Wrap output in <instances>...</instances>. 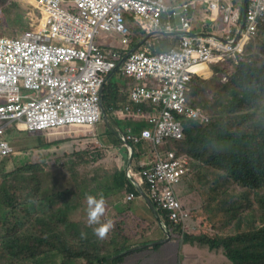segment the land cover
Masks as SVG:
<instances>
[{
  "label": "trees",
  "instance_id": "16d2710c",
  "mask_svg": "<svg viewBox=\"0 0 264 264\" xmlns=\"http://www.w3.org/2000/svg\"><path fill=\"white\" fill-rule=\"evenodd\" d=\"M2 8L0 20L23 13L11 4ZM25 28L0 23V35L16 36ZM141 35L130 31L133 41ZM172 45L165 39L154 51ZM218 72L227 79L222 81ZM119 74L103 87L107 117L126 102L130 80ZM191 86L190 103L208 113L210 122L184 123V140L167 147L191 160L190 186L200 201L193 214L197 226L184 234L157 209L159 219L169 231V243L180 244L181 254L198 245L223 257L215 264H264V26L242 52L220 70L213 68L211 80L197 76ZM126 122L137 135L147 127L144 120ZM106 128L108 140L98 135L101 147L92 150L71 149L53 162L43 156L34 162L19 159L10 170L6 161L13 163L14 155L0 161V264H155L148 253L165 244L114 259L131 247L163 240L165 234L126 175L124 142L111 121ZM68 132L60 130L56 140L36 138L34 145L30 139L16 152L47 149L86 135ZM131 146L137 160L140 144ZM122 148L123 165L112 156ZM130 193L143 202L148 216L133 215L132 201L126 202ZM84 207H92L97 220L83 222L78 216ZM130 257H135L133 263L127 262Z\"/></svg>",
  "mask_w": 264,
  "mask_h": 264
},
{
  "label": "built area",
  "instance_id": "2783aa9c",
  "mask_svg": "<svg viewBox=\"0 0 264 264\" xmlns=\"http://www.w3.org/2000/svg\"><path fill=\"white\" fill-rule=\"evenodd\" d=\"M37 1L49 14L47 28L39 34L27 33L18 40L0 38V60L8 58L0 64V91L7 99L6 105L0 107V119L23 123L29 131L73 124L94 126L100 119L102 74L108 71L94 38L101 31L125 34L123 14L142 12L148 3H153L154 7L156 4L149 19L150 25L157 27L159 8L155 2L160 0H75L76 8L72 13L62 9L64 0ZM241 1L247 3L243 19L247 40L264 23V0ZM219 9V0L210 4L213 17ZM186 12L183 9L180 13L182 24L186 23ZM224 22L237 25L241 18L228 8L224 12ZM191 40L183 39L181 51L171 50L158 56L132 53L126 64V73L136 81L155 75L159 78V84L151 82L146 87H133L130 96L137 106L155 107L150 121L153 130L142 132V136L155 144L168 138H181L182 127L176 114L187 118L195 116L187 107L188 85L195 66L210 60V48L201 41L198 46L194 45ZM122 42L127 45L128 40L124 38ZM240 45L238 43V48ZM20 84L34 95H22ZM9 152L7 143L0 141V156ZM184 173V167L176 161H159L150 170L143 171L142 177L153 201L168 212L171 221L182 223L186 229L189 212L173 188ZM132 197L130 194L128 198Z\"/></svg>",
  "mask_w": 264,
  "mask_h": 264
},
{
  "label": "clouds",
  "instance_id": "9594fccd",
  "mask_svg": "<svg viewBox=\"0 0 264 264\" xmlns=\"http://www.w3.org/2000/svg\"><path fill=\"white\" fill-rule=\"evenodd\" d=\"M74 1L75 0H64L62 4V9L67 12L72 13L76 8ZM213 1L215 0H185V1L160 0L156 2L155 0H150L149 2H155L158 4L159 11L157 12V15L159 19V24L157 27L150 25V19H149V17L152 16L154 13L156 4L154 7L153 3H150V4L148 3L146 4V7L143 9L142 12L130 11V12H125L123 14V21H124V25L127 31L125 34H119L113 31H108V32L101 31L97 35V36L101 34L120 35L122 36V40H121L122 45H117L116 47H104L102 46V44L97 43L94 38L93 42L94 44L96 43V45L98 46V49L103 55V62L107 65V68H108V71L102 74V77H103V84L101 87L102 93H103V87L105 83L107 82V80L111 78L112 76H114L118 71L120 72L119 76L124 77L126 80L129 79L131 81L129 83L143 82L145 83L144 87L149 86L151 82H153L154 84L160 83L159 78L156 75L154 77H149L146 80L136 81L135 78H133L132 76H129L126 73L125 67H126V64L129 62L128 60L132 53H145L148 56H158L160 54L169 53L171 50L179 49L181 51L183 47L182 43H183L184 38L192 39L191 42L197 46L199 45V41L204 42L210 48V60L201 62L195 66L194 72L191 73V80L188 85L187 107H189L192 110L195 116L194 117L191 116V118H187L186 115L185 116H178V114L175 115V118H177V120L181 123V127H182L180 139L168 138L160 144H155L153 141L142 136V132L153 130V125L150 123V121L156 111H154L155 107L150 106L149 104H143V105L137 106L132 103L131 97H130L131 90L133 87H139L138 85L133 84L130 88H125L127 99L124 104H121V106L123 107L121 110L114 109V110L107 112V114L109 113L116 114V113L121 112L124 115H126L129 119L134 118L136 120H141V121L144 120L147 123V127L143 129L142 131H140L138 135L136 133H133L132 129L129 126L125 129V132L116 131V133H117V136L124 142V145L128 150V163L125 166L126 175L129 178V180L132 182L134 187L136 188V191H137L136 186L140 187L141 191L145 194L147 199H149V201L151 202L155 210V213H152V215L154 216L155 214L158 217V218H155L154 216V218L157 219V225L159 226V228L163 230L165 234V239L154 241V242H157L156 244H152L154 242L151 241L144 245H138V246L131 247L127 251H130L133 248H137V249H134L130 252L124 251L127 253L122 254L124 253L122 252L118 254L117 256H115L114 259L127 255L133 251L143 250L148 247L155 246L159 243L164 244L170 241L169 231L166 228L165 223L160 221L158 213H157V209L164 212L166 218L170 222H172L175 225L180 226L181 231L184 234L190 233L192 230H195L197 226L195 223V218L193 214L199 209V207L189 208L188 206H186L184 202V198L179 197L175 194L176 197L179 198L183 207L187 209L189 212V217L187 218L185 222L186 229H184L182 223L171 221L169 219L168 212L163 210L157 203L153 201L150 195L149 186L142 177V172L146 170H150L159 161H168V162L176 161L178 162L179 165L183 166L185 169V173L183 174L181 181L178 182L176 185L182 183L183 180H188V181L190 180L189 171H190L191 160L188 157V155L176 154L174 150L168 149L167 146L169 143H175V142L184 140L185 138L184 123L200 122L203 124H208L210 122V116L208 115V113L194 106L189 101L190 95H191V89H192L191 82L193 81V79L197 78V76L204 77L208 81L211 80V77L213 74V68H218L220 70L224 65L228 63V61L234 58V55L237 52H242L245 49V46L250 42V40L257 35V33L259 32V29L262 26H264V23L261 24L258 27L257 33L254 36L246 40L244 38L246 23L245 21H243V19L245 17V10L247 9V3H244L241 0H219L220 9L218 13H216V16L213 17L209 10L210 4ZM6 4H11V6H14V7H20V9L23 10V13L19 16H16L14 19H2L0 20V23L3 25H11V23L21 24L23 22L26 28L21 34L16 35V36L0 35L1 39L18 40L27 33L39 34V32H41L44 28H47L48 26L47 21L49 19V14L44 10L42 6H40L37 0H0V15L3 9L2 7L6 6ZM228 8H231L233 12H237V14H239L241 18V22H237L238 23L237 25H232L227 22H224V12ZM183 9H186L187 11L184 16V19L186 20L185 24H182L180 21V13ZM173 13H175V15H173ZM197 13H199L198 15H200V17L206 16L212 19H220L222 16L223 23L225 24V28L221 30L219 29L218 25L214 24L213 26L205 27L200 32L194 31L193 30V20L197 16ZM133 30H138L140 33H142L141 36L136 37L135 41H133V37L130 39V31H133ZM124 38L128 40L127 45H125L122 42ZM165 39L168 42L173 43V45L165 51L161 50V51L155 52L154 50H156V48L160 45V43ZM147 42L150 45L145 46ZM238 43H241L239 48H238ZM7 60L8 58H6L5 60H0V64L7 62ZM109 66H112V67L109 68ZM205 69H207L206 72L208 73V77H206V74L203 72V70ZM216 74L222 76V81H225L227 79L226 77H223V74H221L220 72ZM100 91H99L100 119H99V122L95 124L94 126L73 124V125H67V126L56 127V128H48V129H44L41 131H29L27 128H25V125L23 123L10 122L9 120L0 119V133H2V135H0V141H5L10 148V152L7 155L0 156V161L4 160L5 158L9 156H13L16 153L18 154L20 153V152L15 153L16 149H12L9 145L8 139L11 136L12 131H16L19 133L21 130V131L27 132L28 134H31V133L45 132L47 130H52V129H59V130H65L67 133L68 131L71 132L73 126H84V127L95 128L97 125L101 123V120H102L100 106H102V109H103V105H102V99H101L102 94L100 96ZM20 92L22 93V95H25L24 92H33V91L24 89L23 85L21 86L20 84ZM42 94H45V93H42ZM6 103H7V99H5L3 92L0 91V107L6 105ZM132 107H134V109H132ZM126 109H128V111L125 112ZM105 116H106V119L108 120L106 113H105ZM105 125L107 126V123H105ZM74 132L75 134H78V131H74ZM96 137H97V134H87L86 133L85 138L83 139H74L72 141H68L65 143L71 144L70 142H73V143L77 142L78 146L73 144L71 145V147H69L70 150L71 149H75L78 151L83 150V149L92 150L93 148L101 147V144L96 145L97 147H86V144L84 142L90 139H94L96 142L98 141ZM132 143L140 144V152H138V154H139V158L140 157L142 158L143 160L142 162L138 161L139 158L137 160H133V147L131 146ZM160 146L163 147V156H161L159 152ZM78 147H80V149ZM169 154H172V158H169ZM129 160H131L130 163H129ZM134 169L136 171H134ZM130 194L133 195L132 199L128 198ZM130 194L126 197V202H131V201L133 202V200H135V195L133 193H130ZM143 200L145 202V199ZM146 205L148 206L147 203ZM167 233L169 235V240L165 241L167 237ZM189 248L195 250L196 252L195 255H198L199 257H201L200 262L195 260L196 264H208L207 255L205 253L199 255L197 251L200 249H203L204 251H207L208 253H213V252H210L208 249L204 247H200L198 245H195ZM167 252H168L169 260L168 261L165 260L166 255L164 254V256L155 259V264H174V262H172V260H174L172 251H171V254L168 250Z\"/></svg>",
  "mask_w": 264,
  "mask_h": 264
},
{
  "label": "rangeland",
  "instance_id": "374dc122",
  "mask_svg": "<svg viewBox=\"0 0 264 264\" xmlns=\"http://www.w3.org/2000/svg\"><path fill=\"white\" fill-rule=\"evenodd\" d=\"M198 14L199 13H197V16L193 20V30L194 31L200 32L205 27H210V26H213L214 24L218 25L219 29H221V30H223L225 28V24L223 23L222 16L220 19H212V18H208L206 16L200 17V15H198ZM20 26L25 27L23 22L20 24ZM121 40H122V36L115 35V34H113V35L101 34V35L95 37V41L97 43L102 44V46H104V47H116L117 45H122ZM148 45H150V44L147 42L145 44V46H148ZM129 82H131V81H129ZM137 85L138 86H145V84L143 82H137ZM41 92L45 93L44 90H42ZM24 94L28 95V96L34 95L33 92H24ZM107 118L109 121H111L112 128L115 129V131L125 132V129L128 127V124L126 122L128 117L121 112L116 113V114L109 113ZM107 130L108 129L106 128V126L103 123H100L95 128L84 127V126H73L72 131L69 133L75 134L74 131H78V132H86L87 134H97V137H96L97 140H99L98 139V135H99L103 141H107L108 140L107 133H106ZM58 132H60L59 129H52V130H47L45 132L31 133V134H28L27 132L21 131V130L19 133L16 131H12L11 136L8 139L9 140L8 142H9V145L12 149H16V151H19L18 149H24L23 146L30 139H32L31 145L36 144V142H37L36 138H41L44 135H48V137L51 138L52 140H56L58 137ZM70 143L71 144L61 143L57 146H53V147L47 148V149L35 150L34 152L26 151L24 153L18 154L15 151L16 154L14 155V158H13L14 162L9 163L6 161L7 169L8 170L13 169L12 167L16 163H18L19 159L30 160V161L34 162L40 156H43L44 159H48V160H51V162H53L54 159L62 157L64 155V153H69V151H70L69 147H71V145L74 144V145L78 146L77 142H75V143L70 142ZM84 143L86 144V147H97L96 145L100 144L99 141L95 142L94 139H90ZM78 148L80 149V147H78ZM159 152H160L161 156H163V147H161V146L159 147ZM112 156L116 158V160L118 161L119 164L123 162V159L125 157L124 152H121V151L120 152L117 151V152L113 153ZM189 184H190V182L188 180H183L182 183L174 186V192L177 196L184 198V202H185L186 206H188L189 208L199 207L200 201H199V198L197 197L196 191H194V188L189 186ZM131 206H132V213L134 216H136V215L138 217L148 216L147 208L145 207V205L143 204V202L141 200L135 199L132 202ZM78 217H80L83 222L90 223V222L97 220L98 214L96 211H94V209L92 207H89V208L84 207L82 212L79 214ZM152 229H155V227L152 226ZM154 231H155L156 235H160V232L158 230L155 229ZM149 241H151V240L149 239ZM154 241H157V240H154ZM169 242L170 241H168L167 243H164L166 246H164L163 248H159L155 252L148 253L149 261L151 262L155 258H160V257L164 256V254L166 255L165 260L168 261L169 257H168L167 250L170 252V254L172 251L173 259H174V260H172V262H174V264H196L195 260H197L198 262L201 261V257H199L198 255H195V253H196L195 250L189 248L190 251H188V252L183 251L181 254L180 244L178 242H172V243H169ZM197 253L199 255L205 253L207 255L208 264H215L217 262V260L223 259L222 256L216 255L215 253H208L207 251H204L203 249L198 250ZM134 260H135V257H130L127 262L133 263Z\"/></svg>",
  "mask_w": 264,
  "mask_h": 264
},
{
  "label": "water",
  "instance_id": "95a60500",
  "mask_svg": "<svg viewBox=\"0 0 264 264\" xmlns=\"http://www.w3.org/2000/svg\"><path fill=\"white\" fill-rule=\"evenodd\" d=\"M101 94H102V89H101V91H100V96H101ZM100 108H101L102 120H103L105 123H107V119H106L105 113H104V111H103V109H102V106H100ZM130 162H131V160H129V163H130ZM136 187H137V191L139 192V194L141 195V197H142L143 199H145V202L148 204V206H149L150 209L152 210V213H155V210H154V208H153L151 202L149 201V199H147V197L145 196V194L141 191V188L138 187V186H136ZM154 216H155V218H158L155 214H154ZM167 240H169V235H168V233H167V237H166V240H165V241H167ZM156 243H157V242H154V243H152V244H156ZM152 244H151V245H152ZM134 249H137V248H133V249H131L130 251H132V250H134ZM130 251H127V252H130ZM127 252H124V253H122V254H125V253H127Z\"/></svg>",
  "mask_w": 264,
  "mask_h": 264
},
{
  "label": "crops",
  "instance_id": "0c3cea01",
  "mask_svg": "<svg viewBox=\"0 0 264 264\" xmlns=\"http://www.w3.org/2000/svg\"><path fill=\"white\" fill-rule=\"evenodd\" d=\"M133 84H134V85H137V82H135V83H134V82H132V83H127L126 86H125V88H130ZM126 99H127V96H126ZM117 151H119V152H120V151H121V152H125V149L122 148V149H120V150H116V151H114L113 153H115V152H117ZM138 161H139V162H142L143 160H142V158L140 157V158L138 159ZM120 164L123 165V162L120 163ZM134 171H136V170L134 169Z\"/></svg>",
  "mask_w": 264,
  "mask_h": 264
},
{
  "label": "bare ground",
  "instance_id": "6f19581e",
  "mask_svg": "<svg viewBox=\"0 0 264 264\" xmlns=\"http://www.w3.org/2000/svg\"><path fill=\"white\" fill-rule=\"evenodd\" d=\"M206 71H207V69L203 70V72H204L205 74H208Z\"/></svg>",
  "mask_w": 264,
  "mask_h": 264
}]
</instances>
